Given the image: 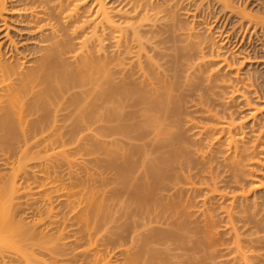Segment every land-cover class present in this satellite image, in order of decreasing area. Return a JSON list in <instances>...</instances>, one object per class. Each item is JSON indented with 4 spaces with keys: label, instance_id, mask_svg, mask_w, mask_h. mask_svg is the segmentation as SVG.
<instances>
[{
    "label": "bare ground",
    "instance_id": "1",
    "mask_svg": "<svg viewBox=\"0 0 264 264\" xmlns=\"http://www.w3.org/2000/svg\"><path fill=\"white\" fill-rule=\"evenodd\" d=\"M203 1L0 0V159H3L4 166L12 165L10 167L17 174L20 172L27 176L30 173L33 175L34 170L29 168V164L36 159L39 160L41 154H34L33 150L30 154L29 146L37 145L43 139L49 142L50 136H47L46 140L43 134L45 132L53 137L56 127L57 130L61 126V131L58 133L62 135L64 128L61 123L68 120L73 124V129L70 128V131L66 132L78 137V140L88 136L97 139L96 133L100 131V135L102 132L100 139L103 138L101 140L105 150L103 162L106 167L103 176L105 197L107 195L109 199L116 198L120 208H124L125 202L128 203L127 199L135 197L145 207V209L140 208L142 212L163 218L166 228L171 227L169 231L161 233L160 230L152 234L150 228L153 227V221L144 222L143 227L151 230V236L148 237L150 240L169 239L182 234L185 242L186 233L188 238L192 233L196 238H193L190 244L192 242L195 248L204 250L206 245L211 248L217 247L218 243L223 244L219 242V235L223 229L221 231L218 229L221 228L218 218L222 211V219H225L227 225L224 230L227 229L225 230L227 234L232 235L233 244L239 250L250 247L264 248V89L258 85L259 76L257 78L254 72L255 75L248 69L243 73L240 71L238 64L245 61L251 64L250 58L245 57L238 62L232 60L224 46L227 37L233 39L232 35L239 38L237 35L240 36L242 33V39L246 38L244 34L248 29H252L255 36L258 31L263 33L264 6L250 8L254 3L247 5L246 1L247 3L243 5V0H214L215 6H218L221 13H228L238 18L237 24L233 21L239 28L233 27L235 32L225 34L224 31H214L212 27L195 26V24L202 25V20L198 18L197 21V16L201 15L200 10L206 12L207 7L205 8ZM192 11L195 13L193 14ZM188 16L193 17L194 22L185 23L183 18ZM241 29L243 31H240ZM161 32L169 34L175 43L172 46L173 53L171 52L174 57L167 59V64H164L165 60L163 64L160 63V58H169L173 55L168 54V50L167 53L165 52L162 44L166 42L161 40L162 37L160 39L158 37L163 35ZM223 35L227 36L226 39H222ZM196 80L198 86L195 92L198 88L203 92L195 95L194 90L190 89L193 88V81ZM220 89L226 91L220 92ZM186 91L189 92L188 97H191V101L189 100L191 105H188L187 100L184 99ZM192 91L193 93H190ZM217 99L221 100L219 105L221 109L223 107L222 110L214 108ZM235 99L242 100L247 106L248 116L252 122L249 121L250 123L247 124L246 118L238 117L232 106H229ZM12 137H21L22 142L21 145L19 143L15 145L21 148L18 160L9 162L10 156L4 152V147ZM60 140L63 142L64 138ZM79 142L82 143L81 140H76L77 146L80 145ZM94 142H96L95 138ZM59 145L63 146L60 151L61 157L64 156L62 162L64 159H67L66 162L69 161L72 176L75 171L73 167L77 164L82 165L86 161L80 160V163L78 158H74L75 156L68 157L66 148L64 149L65 145ZM74 149L76 152L75 147ZM96 152L98 154V151ZM55 154L59 155L54 151V156ZM88 154L86 152V158ZM45 156L43 154L42 159ZM90 157H94L93 154ZM41 164L43 165V162ZM176 167L181 172L177 171ZM101 173L102 176L103 172ZM87 175L89 177L88 171ZM75 179L76 186L72 177L71 180L69 179L72 183L68 181L69 189L66 190L65 195L69 200L72 198L68 204L72 207L75 205V208L73 207L75 211L78 201L80 205H84H79L78 214L68 217V221L71 222L78 218L77 226L76 222L73 223L75 220L69 223L76 229L72 227L69 232L62 230L65 234L61 231L59 236L57 235L55 247L53 252L50 251L51 258H49L52 263L53 258V264L55 262L59 264L63 260L59 259L61 244L63 248L65 245L59 243L63 234L67 238L73 237L70 242L77 245V241L85 238V235L93 237L92 232L98 230L97 226L99 228L100 225L99 229H101L105 225L99 224V220L94 218L95 212V216L94 214V217L91 216L96 207L99 210L103 209V201L100 206L95 204L98 199L95 197V185L94 191L88 180ZM84 180V183L81 182ZM13 182L12 186L8 185L11 187L10 190L3 189L6 194H2L0 190L1 202L4 201L5 196L9 198L8 193L17 191L18 188ZM30 184L32 185L33 182ZM79 186L80 192L77 191L79 197L75 203V198L71 195L77 198L78 194L72 189ZM26 192L32 191L26 190ZM14 195H10L11 200ZM46 196V210L53 211L52 200L56 196L51 193ZM30 198L32 197L29 196ZM36 201L37 199L34 203ZM150 201H156L158 207L151 208ZM182 204L187 205L186 208L189 204L194 209L180 211L178 208ZM11 206L4 204L0 206V256L7 247L19 251L20 246L16 243H23L26 240L28 244H32L33 241L35 244V241H40L36 230L22 225V222L20 225L18 220L13 219ZM71 212L73 213L72 210ZM181 218L183 227L179 225ZM71 230L74 235L71 234ZM80 231L84 232V236ZM41 233L40 236L43 238L44 234ZM75 233L80 234V239ZM184 244L187 245L186 242ZM24 248L27 251L26 247ZM75 251L70 256L68 253L71 250L67 254L64 252L65 259L62 263L79 264L80 260L77 263L75 258L77 254L80 256L81 252L76 254ZM85 251L82 250V255H86L83 254ZM31 253L32 257L36 254L33 250ZM66 256H68L67 260ZM25 260L29 262V259ZM43 261V264H47L45 260ZM84 261L85 259L82 260ZM29 264L33 263L29 262Z\"/></svg>",
    "mask_w": 264,
    "mask_h": 264
},
{
    "label": "rangeland",
    "instance_id": "2",
    "mask_svg": "<svg viewBox=\"0 0 264 264\" xmlns=\"http://www.w3.org/2000/svg\"><path fill=\"white\" fill-rule=\"evenodd\" d=\"M209 1H211L212 3H210ZM253 1L254 0H249V1L248 0H243L242 3H243V5H244L245 2L247 3V5H249V3H254V4H252V6H250V8H254L256 6H259V7L260 6H264V0H258V1L256 0L254 2ZM213 2H214V0H204L203 1V3L206 5L205 8L207 7L208 9L206 8V12H204V13H203V10H200L201 15L197 16V21H199L198 18L201 19L202 20V25L195 24V26L197 28L212 27V29H214V31H224L225 34H228L227 32L232 33L236 29L235 27H237L235 24H237V22H238L237 19L238 18L235 17L236 18L235 19L234 16H232V15L230 16L228 13H224V14L221 13L222 11H220L218 9V6L217 5L215 6V2L214 3ZM211 4L212 5L214 4L213 7H212ZM192 13L194 14L195 12L192 11ZM222 14H223V16H222ZM200 16H203V17H200ZM216 18H218V20ZM183 19H184L183 21H185V23H187V24L192 23V21L194 20L193 17H191V16H188V18L184 17ZM195 20H196V18H195ZM215 20H216V22H215ZM233 27L235 28L234 30L232 29ZM237 28H239V27H237ZM159 29L160 28H158V30ZM231 29H232V31H231ZM244 30H247V29H244ZM159 31H161V29ZM240 31H243V29H241ZM252 31H253L252 29L251 30L248 29L247 32L244 31V32H246L245 34L243 32L244 36L245 37L247 36L244 39H242V37H241V36H243V35H241L242 33H240V36L237 35V37H239L240 39L239 38H235L232 35L233 39L231 38V40H230V38L226 36L229 41L227 40L226 43L224 42L225 43L224 46L227 49L226 51L228 52V55H229L230 58H232V60L234 59L235 61L237 60V62H238L240 60L242 61L243 58H245V57H246V59H247V57L250 58V61L252 62L251 64H248L246 61H245V63L243 62L241 64H238V66L241 69L240 71H241V73H243L244 71H246V69H248L249 71L251 70L250 72L252 74L255 73L256 75L255 74L254 75L257 76V78L259 76L258 79L256 78L258 80L257 83H258V85H261L263 87V89H264V32L262 33L260 31H258L256 33L257 36H258V38H257V36H255V34H253ZM162 33L163 32H161V34ZM250 33H252V34H250ZM164 34H165V36H164ZM166 34L167 33H163L162 36H158V37H159V39L162 37L161 40H163V41L165 40L164 43L166 42L165 44H162V46H164V48L166 50L165 52L167 53V50H168L169 51L168 54H172L173 50H174L172 46H174L175 43L173 41V38L169 37V34H167V36H166ZM250 35L252 37H250ZM223 36L224 37H222V39H226L225 35H223ZM249 38H251L252 40L249 39ZM167 42H169L170 44L168 45ZM167 45L170 48H168ZM166 47H167V49H166ZM152 54L155 55L154 53H152ZM173 57H174V55L172 57H169V58L168 57H166V58L163 57L164 59L160 58V61H161L160 63L163 64V61L165 60L164 64H167L168 63L167 59H170V58L172 59ZM170 66H171V64L169 63V67ZM183 77H184V74H183ZM181 80H182V78H180V81ZM184 82H183V84H184ZM196 83H198V80H196V82L193 81V85L194 86L196 85ZM199 83L201 85V81H199ZM194 86L190 90H194V92H195V88L198 86V84L195 87ZM187 87L189 88V86H187ZM187 87H184V88L189 91V89ZM198 90H199V88L197 89V92L194 93L195 95H196V93L199 94V92H201V93L203 92L201 90H199V91ZM221 90L222 89H220V92H221ZM188 91L185 92V98L184 99L187 100L188 105H191V103H190L191 97L190 98L188 97V94H187V93H189ZM225 91L226 90H224L223 92H225ZM190 93H193V91L190 92ZM186 94H187V97H186ZM194 94H191V95H194ZM261 96H263L262 92H261ZM215 97L216 96H214V98ZM193 98L194 97H192V99ZM221 100H222V97H221ZM221 100H219V99L216 100L215 107L213 105V107L215 109H219V110L223 109V107L221 109V106L219 105L220 104L219 101H221ZM213 104H214V102H213ZM229 106H232V110H234V112L236 113V115L238 117L246 118L245 120H247L246 121L247 124L252 122L250 117L248 116L249 110H248L247 106L244 104V102L242 100H240V99L236 100L235 99L231 103V105H229ZM67 121L66 122L64 121L65 123L64 122L61 123L62 124V128H64V129H62V132H63L62 135L59 134L60 131H61V126L58 127V129H57L59 131L56 130V128H57L56 127L55 128V134H54L55 138H54V135H53V137H51V135H47V133L45 134V132H44L43 135L45 136L46 140L48 138L47 136H50V139L48 138L49 142L45 141L42 138L45 142H43V140H42L41 143H38L39 145L37 144L38 146L36 144H34V145L32 144L34 147L32 145L29 146L28 150H29L30 154L32 152L31 150H33L34 154L35 153H37V154L40 153L41 154V155L39 154L40 155V159L39 160L36 159V160H34L35 162L34 161L31 162V163H33V165L29 162L30 163L29 164V168L31 170L32 169L34 170L33 175H32V173H30V175L27 176L24 173L22 174L20 172H18V174H17V173H15L14 169L11 168L12 165H10L11 167L6 165V167H7L6 168L4 166V164H3V162H4L3 159H0V163L3 164L2 166L0 164V190L2 191V194H6L3 189L6 188L7 189L6 191H8V189L11 188L10 186L13 185L12 182L14 181L15 178L16 179H15V181L13 183L18 188L17 191L14 190L16 193L15 192H12V194H11V192L8 193L9 194L8 195L9 198L15 194L13 199L11 200V198L9 199L7 196H5L4 201L3 200H2V202L0 201V206H1V204H4L5 206H8V207H10L12 205L11 206L12 209L11 208L10 209L12 211L11 213H13V216H14L13 219L18 220L20 225L23 223L22 225H27V226L31 227L32 229L36 230V232L38 233V236L40 238V241L39 240L35 241V244H33V242H34L33 240H31V241H33V242H31L32 244H28V242L26 240H24L23 243L20 242V240H19L20 243H16L17 246H20L19 247V251L16 248L13 250V248L7 247V249L0 256V264H29V262L30 263L32 262L33 264H41V262H42V264H43L44 263L43 260H45L47 262V264H53L54 263L53 258H52L53 263L51 262V259H49V258H51V252H53L52 250L55 247L54 245L56 244L57 235L59 236V234H60L59 232H61L62 230L64 232H69L70 229H73L75 227V226H73V225H71L69 223H72L75 220L73 222L75 224V222L78 220V218H77V220L73 219L72 222L68 221V219L72 216V214H75V213L78 214L77 213V209H80L79 208L80 204H79V201H78V206H77L78 208L76 207V211L73 210V207L75 208V205H73V207H72L71 205L68 204V201L70 203V200L72 198H70V200H69V197L65 195V192H66V190L68 191V189H69L68 184L72 183V182H70L71 177H72V180L75 181V186H76V179L75 178H78V179L80 178L81 180L85 179V177H88L87 171H88L89 177H88V179H85V180H88L90 185L92 184L91 185L92 189H93V187L95 185L96 191L94 189L93 190L96 192L95 193L96 194L95 197L98 198L96 200L97 203L95 202V204H97L96 206H98V205L100 206L101 201H103V204H102V206H103L102 208L103 209H101L102 212H101V210H99L98 207H96L94 209V211H93L91 216H93V214L95 216V213H96V216L97 215L98 216L97 217L93 216V217L97 218L99 220L98 221L99 224H101V225L105 224L106 226L105 225L103 226L104 231H103V228L99 229L100 225H99V228L97 226L96 228L99 231L95 230V232L97 231L98 235H97V232H96V234H95V232H92V235H93V237L91 236L92 240L90 239L91 237H88L86 235H85V238L83 237V238L80 239V234L82 236H84V234H83L84 232L81 233V231H80L79 235L77 233H75V234H77V236H79V239H80V241L79 240L77 241V245L75 243L71 244V242H72L71 239L73 237L69 236V238H67L66 235L64 237L65 233L62 231L64 233L63 234V238H61V242L59 240L60 244L61 243L65 244V245H63L64 248L62 247V244H61L62 250L59 253V254H61V255H59V259L60 260L63 259V260H61L62 262L65 259V256H63L64 252H65V254H67L68 251L71 250V252H69L70 254L68 253V255L70 256V255L74 254V251L76 250L75 251L76 254L79 251L81 252V253L79 252L80 256H78V254H77V256L75 258V260L77 259V263H78L79 260H80V263H81L82 260L85 259V261L82 262L81 264H87V263L88 264H90V263L92 264V257H93V264H151V263L152 264H264V248L259 249V248H251L250 247V248H246V250H239L233 244L234 241H233L232 235L230 236L229 233L227 234V232L225 231L227 229L224 230V228H226L227 225H226L225 219H222V215L223 214L221 215V212H222L221 210H219V211L217 210L218 212L221 211L219 213V218H218V224H219V226L221 228H218V229L220 231L223 229L220 232V235H219V238H220L219 242L221 241V243H223V244L219 245V243H218L219 246L217 245V247H215V246H213L211 244L213 246L212 248H211V246L209 247L208 245H206L207 247L205 246L204 250L203 249H199V248L198 249L195 248V246H193V244H192V242H193L192 239L196 238V236L194 234H192V233H191L192 236H190V234H189L190 238H188V236H186L188 233H186V235L184 236V239L187 238L185 240L187 245L184 244L185 242L183 241L182 234L180 236H178V237L177 236L176 237L172 236L169 239L160 238V239H154V241L152 239L150 240L148 237L151 236L150 235L151 234V230H149V228L147 230V228L143 227L144 222H146V221L148 222L150 220L153 221L152 222L153 227L151 225L152 228H150V229H152V234H153V232H158V231L160 232V230H161V233L165 232V231H169L170 230L169 228H171V227H167L166 228L165 220L163 218L157 217L155 214H151V213L146 214L145 212H142L140 210V208L143 207V209H145V207L142 206V203H140V201L137 200L135 197L127 199L126 201L128 203L125 202L124 208H120L119 203L117 202L118 200H115L116 198L114 199L113 197H111V199H109L107 197V195L105 197V194L103 193L104 189H105V182H104V177L103 176L106 173V171L104 170L106 167H104V163L105 162H103V161H105V160H103L105 158L104 145H103V141L101 142V140H103V138L100 139L102 132L100 133V135H99L100 131L96 133V135L97 134L99 135V138H98V135H97V139L94 136L93 137L92 136H88L89 139H88V137L87 138L85 137L86 139L84 137H82V139L80 138L78 140V137H76V136L73 137L74 135H72V134L70 135L69 132H66L67 130L70 131V128H71V130L73 129V124L72 123L70 124V122L69 121L67 122ZM64 124L65 125L67 124V125L65 126ZM68 124H69V126H68ZM45 126H47V125L45 124ZM65 128H68V129H65ZM56 132L57 133L59 132L58 135H56L57 134ZM65 132H66V134H68L67 136H66ZM59 136H60L61 139L64 138L63 142H61ZM51 138H52V140H51ZM83 138H84L85 141L83 140ZM92 138H93V140H92ZM94 138H95L96 142H94ZM104 139H105V137H104ZM10 140H11L10 142L8 140V145H6V147H4V149H5L4 152H7L8 156H10L9 162L10 161L13 162L12 160H14V159H15V161L18 160V155H19V152H20V149H21V148L19 149V146H15V145H17L18 143H19V145H21L22 138L21 137H15V138L12 137V138H10ZM50 140H51V144H50ZM76 140L77 141L81 140L82 143L79 142L78 145L79 144L80 145L77 146ZM67 141L69 142L68 146H67ZM83 141H84V143H83ZM90 141H91V143H89ZM70 143H73V144H70ZM59 144H61V145L64 144L65 145L64 149L66 148L65 152L68 155V157L72 158V157L75 156L74 158H78L79 159L78 161L80 163H81L80 160L86 161L85 163H84V161H82L84 164H82V165L79 164L80 167L78 166V164H77V166L75 165L73 167V170L75 169V171L72 173V176L70 175V172H72V171L70 170V165L71 164L68 163L69 161L66 162L67 159L66 160L64 159L63 162L64 161L65 162L64 163L62 162V159H63L64 156L61 157V154H60L61 152L60 151H62V149H63L62 147L63 146L61 147ZM81 144H82V147H84L83 149L81 147ZM35 146L38 147V148L36 149ZM71 146H73V147L71 148ZM87 146H88V149H87ZM94 146H95V148H94ZM74 147L76 148V152H75ZM22 148H25V147H22ZM70 148H71L72 151L70 150ZM46 149H47L48 153L46 152ZM126 149H128V148H126ZM50 150H52L53 152L50 151ZM44 151H45V153H43ZM54 151L57 154L59 153V155H57L58 158H56L57 157L56 154L54 156ZM77 151H78V153H77ZM96 151H98V154H97ZM102 151H103V153H102ZM50 152H52V153H50ZM86 152H87V154L90 152L88 154L87 158H86ZM99 152H100V155H99ZM43 154H44V156L46 155L47 158L45 156L42 159ZM63 154L64 153L62 152V155ZM92 154H93V156L95 158L97 156V159H95L94 157H90V155L92 156ZM94 154H96V155H94ZM50 155H53L54 157L50 156ZM98 155L100 157H98ZM88 157H89V159H88ZM45 158H46V161H45ZM51 158H52V160H51ZM54 158H55V161H53ZM90 160L92 161V163L95 160L96 161H95V163L92 164ZM42 162H43L44 167L41 164ZM50 162H51V164H50ZM47 163H49L48 164L49 167H48ZM52 163H53V165H52ZM67 163L69 165V168H68ZM9 164H11V163H9ZM88 165H91V166H89V167H91V169L88 167ZM102 165H103V167H102ZM54 166H55V169H54ZM83 169H84V171H83ZM93 169H94V171H93ZM176 169H177V171H179L177 167H176ZM68 170H69V173H68ZM78 171H79V173H78ZM75 172H76V174H75ZM101 172H103L102 176H101V174H102ZM179 172H181V171H179ZM36 174H37V176H36ZM23 175L25 177L27 176L29 178H27V177L26 178L25 177L22 178ZM91 175L94 178H92ZM89 178H91V179H89ZM96 178H98V179H96ZM78 179H77V185L79 184L78 183ZM80 179H79V181H80ZM102 179H103V181H102ZM85 180L81 181V182L84 183ZM28 181H29V183H28ZM101 181H102V183H101ZM30 182L31 183L33 182V184L31 185ZM6 183H8V184H6ZM5 184L7 186H5ZM9 184H10V186L8 187ZM101 185H102V187H101ZM32 186H34L35 188L34 187L32 188ZM45 186H46L47 189L45 188ZM39 187L42 188V189H40ZM48 187H49V189H48ZM66 187H68V188H66ZM182 187H183V180H182ZM97 188H100V189L97 190ZM108 188H113V186L112 187L108 186ZM38 189H40V190L38 191ZM59 189H60V191H57ZM62 189H63V191H62ZM26 190L27 191H32V192H26ZM72 190L74 192L76 190V193H77V191L80 192V186H79V188L75 187V189L73 188ZM18 191H20V192L17 193ZM34 191L36 193H34ZM57 192H58V196H57ZM49 193H51L52 195L56 196V198L54 197V199L52 200V202H54L53 205L51 206V208L52 207L54 208L53 211H47L46 210L47 202H46L45 198L47 197L46 196L47 194L49 195ZM2 194H0V195H2ZM97 194H98V196H97ZM100 195H101V197H100ZM203 195H204V193H203ZM27 196H28V198H26ZM29 196H31L32 198L29 199ZM33 196H34V198H33ZM71 197L75 198L74 202L76 203L77 200H78L79 194L77 195V198H76V196L74 197L72 195H71ZM6 198H7L8 201L6 200ZM31 199H32L33 203L31 201ZM35 199H37L38 202L36 201L34 203ZM25 200L27 202L31 201L30 202L31 205L29 203H27ZM9 201L12 204H10ZM83 205H80V206H83ZM149 205H150L151 208L154 207V206L158 207V203L156 201H150ZM186 206H183V204H182V205L179 206L178 210H180V211L189 210L190 211V209H191V211H192V209H194V207H192L189 204H188L189 207L186 208ZM97 208H98V210H97ZM118 208L121 209V210H119ZM71 210L73 211V213L71 212ZM104 210H105V212H104ZM100 212H101V214H99ZM181 215L183 216V213ZM220 216H221V218H220ZM64 217H66V219H64ZM75 217H78V216L75 215ZM182 218L180 219L179 225H181L183 227V219ZM102 219H103L104 223H103ZM91 221L94 222V219L91 218ZM220 221H222V222L220 223ZM77 223L78 222H76V226H77ZM68 224H69V226H67V228L63 229L64 226L68 225ZM70 225H71V227H70ZM25 228H27V227H25ZM153 228L155 229V231H154ZM75 229H76V227H75ZM41 232L44 234L43 238L40 236ZM42 233H41V235H43ZM66 234L69 235V233H66ZM71 234L74 235V232L72 231ZM94 234L96 235L95 237H94ZM106 234L108 235V237H107ZM53 235H55V237ZM21 236H19L20 239H21ZM97 236H99L100 239L97 238ZM181 236H182V240L180 239ZM19 237H18V239H19ZM147 238H148L149 242H148ZM18 239H16V242L18 241ZM86 239H88L90 244L88 243V241ZM45 240L47 242H45ZM93 240H94V242H93ZM191 240H192V242L190 244ZM14 242H15V240H14ZM91 243L93 245L94 244L95 245L93 246ZM21 245H23V246L21 247ZM32 245H33V247H32ZM245 245H247V244H245ZM122 246H123V248H121ZM24 247H26L27 251L24 250L25 249ZM42 247H43V249H42ZM84 247H85L86 251L83 249ZM120 248H121V251H120ZM22 249L24 250L25 253L27 252L26 253L27 255L23 252ZM194 249H195V251H194ZM207 249H208V251H207ZM32 250L36 253L35 256L38 255L37 259H36L35 256L32 257L33 256L32 253H31ZM40 250H42V251H40ZM82 250L85 251V252H83V254H86V255H82ZM20 251H22V253ZM58 251H60V250H58ZM28 253H29V255H28ZM20 254H21V256H20ZM251 254H252L253 257H251ZM67 257L68 256H66V260H67ZM81 258H82V260H81ZM244 258H246V259H244ZM25 259H27V260L29 259V262L26 261ZM106 259H107L108 262L106 261ZM40 260H41V262H40ZM25 261H26V263H25ZM62 262L61 263L58 262V263L59 264H64ZM55 264H56V262H55ZM65 264H68V262L65 263Z\"/></svg>",
    "mask_w": 264,
    "mask_h": 264
}]
</instances>
